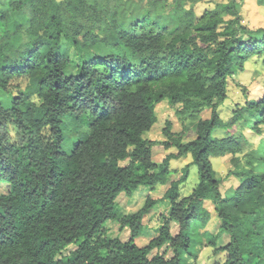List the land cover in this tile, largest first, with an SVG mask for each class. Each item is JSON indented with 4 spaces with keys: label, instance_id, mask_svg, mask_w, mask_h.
Listing matches in <instances>:
<instances>
[{
    "label": "trees",
    "instance_id": "obj_1",
    "mask_svg": "<svg viewBox=\"0 0 264 264\" xmlns=\"http://www.w3.org/2000/svg\"><path fill=\"white\" fill-rule=\"evenodd\" d=\"M131 1L0 3V183L8 185L0 190V264H190L191 228L211 219L206 200L230 235L214 249L226 254L217 264H264V137L241 169L233 158L237 167L227 178L239 185L226 193L212 161L238 154L247 141L230 128L259 133L264 125V92L238 106L232 122L221 115L229 79L253 57L264 62V27L242 24L239 0L199 19L185 8L198 0H164L173 13L157 8L158 0L129 13ZM98 46L109 54L97 55ZM20 77L25 83L14 84ZM166 98L181 105L182 119L197 121L196 138L184 141L187 127L174 132L167 121L162 144L177 151L159 164L144 133ZM204 109L209 118H201ZM71 129L77 140L68 150ZM216 129L229 133L219 139ZM188 154L192 161L164 194L171 208L159 234L139 246L143 219L159 200L149 196L139 210L119 217L117 197L166 184L171 161ZM193 165L199 183L183 196ZM109 221L128 227L130 239L110 238ZM172 222L179 225L176 235ZM166 244L171 258L150 256ZM71 245L76 248L63 254Z\"/></svg>",
    "mask_w": 264,
    "mask_h": 264
},
{
    "label": "rangeland",
    "instance_id": "obj_2",
    "mask_svg": "<svg viewBox=\"0 0 264 264\" xmlns=\"http://www.w3.org/2000/svg\"><path fill=\"white\" fill-rule=\"evenodd\" d=\"M5 0H0V3ZM155 0H132L128 6L129 13H133L137 9L145 11L151 8L152 3ZM227 0H198L187 3V9L192 8L195 12V18L199 19L207 10H213L219 5H222ZM157 8L165 6L163 9L166 12L173 13V7L171 1L164 2V0L157 1ZM238 12L241 17V22L250 28L264 27V0H239ZM141 21L142 16H139ZM95 53L100 56H106L109 51L104 46H98L94 49ZM76 67L70 68V72H74ZM14 84H24L25 78H16ZM23 86V85H21ZM16 90V89H15ZM264 92V62L259 57L251 58L247 64L245 70H240L235 73L229 79V97L221 107V115L225 121L232 122L234 117V110L244 104L247 99H255L260 97ZM9 94L4 96V103H9ZM181 108L180 104L173 105L169 98L164 99L162 102L156 105V114L158 121L152 127L151 130L144 133V137L151 140L154 145L152 146L153 160L156 163H162L166 155L170 152H176V148L165 149L162 142L167 138L164 135V128L166 122L170 121L172 124V130L174 132H180L184 127H187L188 134L184 138V141H191L196 138V126L197 121L191 118L182 119L178 113ZM201 118L206 119L210 117V109H204L200 114ZM239 134L240 131L246 136V142L242 150L238 154H225L215 156L212 158L214 168L216 170V177L223 179L222 191L228 192L230 188L237 187L239 180L231 176L227 178L230 171L236 169V165L232 161L234 157L238 156L241 169L247 164L248 156L251 153H258L260 142L264 137V125H261V132L256 133L249 129L247 126L240 129L239 126L230 128V132L234 131ZM229 132H225L223 129H216L214 134L219 139L224 138ZM77 140L76 133L71 129L66 132V147L68 150L74 145ZM192 161L190 154L178 159H174L170 164L169 181L166 184H158L155 187L140 186L135 190L132 195L121 193L117 199L116 212L119 217L123 215L135 212L139 210L144 204L147 197L151 196L154 199L159 200L157 204L145 215L143 219V233L136 238V243L139 246H144L148 242L159 234V230L163 224L162 215H169L171 205L169 201L163 199L166 190L168 189L171 181L179 179L182 175V169ZM262 167H259V171ZM199 183V169L197 165L191 166L190 176L181 188V194L189 195L195 186ZM8 188L7 184L0 183V190L6 192ZM205 207L211 211V219L206 226L201 224H195L192 226L190 236L192 237V248L190 255L185 257V261L190 264H217L225 259L226 254L223 252L216 253L214 249L225 246L230 242V235L222 232V221L218 216L215 205L210 201H205ZM107 235L110 238H118L122 241H128L131 237V231L128 227L122 228L118 221H109L106 224ZM171 231L173 235H176L179 231V225L175 222L171 223ZM216 237V244L212 245L211 240ZM76 248L75 245H71L65 250L63 254L67 255L70 251ZM163 254L166 258L173 256L172 249L166 244L159 250H154L150 256L155 254Z\"/></svg>",
    "mask_w": 264,
    "mask_h": 264
}]
</instances>
